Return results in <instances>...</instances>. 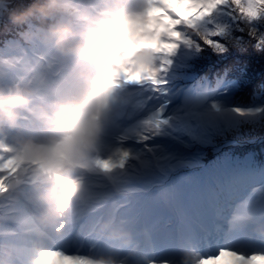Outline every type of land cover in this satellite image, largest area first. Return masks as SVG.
I'll use <instances>...</instances> for the list:
<instances>
[{
	"label": "rangeland",
	"instance_id": "obj_1",
	"mask_svg": "<svg viewBox=\"0 0 264 264\" xmlns=\"http://www.w3.org/2000/svg\"><path fill=\"white\" fill-rule=\"evenodd\" d=\"M139 4L140 0H101L97 7L88 8L97 11V13H95L96 17L94 18L93 25L100 27L104 25H116L121 22L132 24L129 14L137 8ZM68 6L69 4H65L63 9L67 10ZM173 6L175 5L173 4ZM84 8L87 7L76 8L73 14L75 19L79 21L77 33L84 31L85 25L81 16V10H84ZM177 10L181 16L186 15L183 9ZM71 21L72 19H70V22ZM133 35L135 43L137 45H142L140 34L135 25L133 28ZM44 43H46L45 48L47 49L50 44L45 40ZM31 52L35 56L42 53L37 48H32ZM49 53L57 56L52 51ZM34 63H36V61H34ZM127 64H138L142 66L136 54H125L122 52L121 58L114 60L110 68L94 67L87 78L77 75L72 67L71 61H69L68 67L64 69L65 76L59 77L60 75H56L58 80L62 82L60 87L65 96V98L57 101H80L96 92H103L108 96L106 105L102 109V128L96 138L94 147L87 154L82 164L68 172H63L53 178L48 170L41 169L34 160L24 156L18 148L19 143L24 141V125L29 126V121L31 122L33 131L37 134V127L40 124L39 119H41V123L42 121H46L48 124H52V127H55L51 115L53 104H49L50 98L53 96L51 92H49L50 96L44 99V103L49 107L47 113H44V117L41 115L43 112H37L35 110L30 111L28 114L29 121L21 118L18 120V124L11 126L15 131L5 129L4 127L7 126V124H0V162L5 160L11 161L8 167L0 170V177H3V180L0 181V185H2L4 179L7 180L5 181L7 183L0 189V248L2 247V249H0V264H36L42 250L46 247L59 246V239H65V237H61L64 236L65 233H57L54 231L58 225L67 224L69 229H76L78 227L80 230V227L83 228L82 222L87 221L88 216L90 215V217H92V212L97 210L99 214H97L95 218H91L95 220L92 221V223L96 225V223L100 222L102 226L100 228H95L93 236L95 241L90 246L91 250L84 249L83 253H80L84 256H86L87 253H95L93 250L96 251L101 248L108 249L107 243L109 235L114 231L117 232V229H114V231H112L113 229L110 230V228L107 229L106 227L109 226L106 225L107 223L114 225V228H120L121 232H126L127 229H125V227L122 228L120 221L126 220L127 222L130 216L134 218L136 215H139L140 220L135 224L140 226L142 219V224L145 225L144 227L148 230L152 229L154 227L152 224L153 221H157L161 214L159 215L160 211L158 208H150L153 201H149L150 190H147L142 185L144 182H154L157 193L168 194L167 199L170 207H165V202H160V205L163 208L170 209L172 212L174 217L170 216L171 218L168 219L169 223L176 221V215L185 219L196 217L189 204V199L194 193H190V188H186L185 192L181 191L184 184L187 182V180H185V178L188 177L186 173L179 174L174 179V176L171 175L176 173V167L172 166L167 175L165 173V175L161 177L158 176V178L155 179L154 172L156 169L161 168V164H159L161 160L157 159L155 153L139 156L132 153L127 159L121 162L120 152L122 150L128 151L129 146L132 144L130 139L125 140L123 144H121V133L126 132L129 137L135 135V122L129 115L132 111L131 105L133 100L130 93L127 91V86L123 83H121L119 87L111 89L110 92L108 90L111 88V82L118 78L121 69ZM25 75L17 73L15 77L7 83V86L26 82L29 78L26 80ZM125 75H127V73H125ZM202 83L205 84V82L196 81L181 85L182 88L192 89L191 92L185 93L187 97V106L189 108L191 107L192 110H196L193 107L200 104V85ZM39 86L49 91L50 87L54 86V82L49 78H43L42 82L38 80L31 82L30 87L34 91L33 98L37 96V89ZM185 96H182L180 99L181 105L184 104ZM32 107L38 109V106L33 105ZM57 132L59 133L58 135L61 136L62 132L59 128ZM34 142L38 144L51 143L42 140ZM186 162L191 161L187 160ZM169 175L171 177H168ZM46 179H48V183L43 184L42 181ZM166 181L168 184L167 187L163 185ZM198 187L199 184L196 183L194 191ZM143 189H145L147 193L140 196L139 192L143 191ZM55 191L58 193L57 195H55ZM244 193L245 194L235 195L232 188L227 187L226 198L223 200L218 198L217 202L224 203V208L227 207V202L231 204L227 209L221 211L226 218L219 221L222 223V221L226 220L223 224L228 225L231 229H235L230 230V232L225 235L226 237L238 232L243 237H248L250 239V244H254L257 242L256 237L258 235L264 236V222L261 216L262 211L261 209H259V212L257 210L259 202L258 197L253 194L249 195L247 192ZM62 199L64 201L63 211L59 208ZM136 203L138 205L137 209L135 208ZM75 204L78 205L75 208H71ZM81 205H85V207L76 212L75 209L79 208ZM48 209L52 213L49 212ZM230 210L232 214H227ZM53 213H56L58 219L55 218ZM36 215L41 217V219H38L39 221L45 219L50 225V228L45 227L50 232L46 230L45 233L51 236L52 239L54 238L55 242L48 243L41 237L37 240H33L35 242L31 241L28 247L25 246V250L20 249L22 247H18L19 241L21 240L20 238L28 237L27 229L38 226L42 227L39 221L34 217ZM167 216L168 215L163 216L162 219ZM54 218L55 223L53 222ZM162 225H165V223L163 222L159 226L160 231L158 236L161 237L164 242L167 239L166 245L167 243L169 245L171 240L175 237L180 238L182 245L185 244L187 240L180 235V232H175V230L171 232L166 230V227ZM38 229L40 231L39 227ZM105 232L106 236L103 235ZM88 233L89 232H87V234ZM176 233H178V235L173 237ZM78 235L79 232H74L71 239V241L74 240V242L72 243L71 241L65 240L68 245L63 243L60 247L66 252L76 253L73 250H75L82 241L81 237L75 239V236ZM144 238L147 241L145 243L147 250L144 248V252H146L150 261H148V259L147 261H143L145 258H142L141 247H145L142 246L144 240L143 238H138L134 239L132 244L128 247L132 248L134 253L137 254L128 255V252L123 253L125 262L119 260V263L182 264V262L177 259L176 254L169 258L170 262H164L162 260L164 255L160 252H155L158 260L154 262L152 258L153 255H151V251L153 250L150 248V239L146 233ZM190 239L194 240V238ZM260 239L258 241L261 243L262 240ZM140 240L143 241L140 242ZM101 243H103V245ZM117 243V241L114 243L115 247L119 245ZM78 248L81 250V245ZM123 249H125L124 241L121 242L119 248H115L113 251H120L122 253ZM7 258H9V261ZM229 259L231 258H222L218 264H225ZM201 261L202 257H199L194 258L193 261L190 262L186 260V264H191L192 262V264H201ZM92 262L93 264H97V261Z\"/></svg>",
	"mask_w": 264,
	"mask_h": 264
},
{
	"label": "snow or ice",
	"instance_id": "obj_2",
	"mask_svg": "<svg viewBox=\"0 0 264 264\" xmlns=\"http://www.w3.org/2000/svg\"><path fill=\"white\" fill-rule=\"evenodd\" d=\"M177 9H183L186 15L181 16ZM129 18L144 45L139 51L149 53L150 59L146 66L125 65L108 90L123 83L133 100L129 115L135 122V135L121 133V144L132 141L128 151L120 152L121 162L132 153L139 156L164 150L183 158L185 149L206 144L221 124L237 129L242 124L264 126V104H230L240 81L228 78L231 69L227 66L216 75L214 87L200 85L196 110L187 106L185 96L192 89L177 83L195 80L198 69L212 57L223 59L233 52L245 53L249 45L264 55V0H140ZM10 163L0 162V170ZM260 183L264 200V175ZM59 208L64 210L63 199ZM186 227L181 221L175 232ZM54 231L65 233L69 242L74 235V229L67 224L58 225ZM238 243L243 246L246 242ZM252 248L248 253L221 246L215 255L203 256L201 264H218L222 258H231L225 264H264V244ZM36 264L93 262L78 252H66L56 246L42 250Z\"/></svg>",
	"mask_w": 264,
	"mask_h": 264
},
{
	"label": "trees",
	"instance_id": "obj_3",
	"mask_svg": "<svg viewBox=\"0 0 264 264\" xmlns=\"http://www.w3.org/2000/svg\"><path fill=\"white\" fill-rule=\"evenodd\" d=\"M100 1L59 0L57 10L52 15L45 17L41 16L37 8L45 4L46 0H0V87H6L7 83L17 73L25 75L27 70L25 76L26 80L29 79L20 83L22 86L30 87L31 82L35 80L42 82L43 78H49L54 82V86L50 87L49 91L44 90L42 86L38 87L37 96L32 98L27 107L19 110V116L14 126L18 124V120L21 118L29 121L28 114L30 111L47 113L49 107L44 103V99L50 96L49 92L53 94L49 104L65 98L60 87L62 82L58 80L56 75L65 76L64 69L68 66L69 60L50 54L51 51L54 53L51 45L47 49L45 48L44 34L46 30L57 22H69L78 32L79 21L75 19L73 14L79 7H87L81 10L82 21L85 25L84 30L88 29L89 26L97 27L93 25L97 11L88 7H97ZM65 4H69L67 10L63 9ZM70 19L74 21L70 22ZM32 48H37L42 53L35 56L31 52ZM225 66L231 69L228 78L240 81V86L234 91L230 101L231 105L264 104V55L257 53L250 45L245 53L233 52L223 59L212 57L198 69L195 80L178 81L177 83L181 87V85L197 81L205 82V84L214 87L216 75L222 73ZM33 105L38 106V109L32 107ZM198 107L199 105H196L193 108L197 109ZM29 124L31 125L30 121ZM4 128L15 131L8 125ZM154 153L157 159L161 160L159 163L161 168L154 172L155 179L165 175V173L167 175L170 167L175 166L176 173L171 175L174 176V179L182 173H186L190 178H185L187 182L181 191L185 192L186 188L194 189V182L197 179V181L203 180L206 187L211 189L212 200H216L220 196L222 199L225 198L227 195L226 187L228 186L233 187L235 195L245 194L244 192L249 195L253 194L259 199L257 210L259 212L261 209V216L264 220V200L261 198L260 191L262 187L260 180L261 176L264 175V126L242 124L237 129L229 128L227 124H221L220 130L214 133L206 144L185 149L183 158L173 156L167 150ZM187 160L191 162H186ZM5 181L7 180L4 179L0 189L7 183ZM142 185L150 190L149 201H153L150 208L163 209L160 202H165L166 207H170L167 199L168 194L157 193L154 182H144ZM163 185L167 187V181ZM218 190L222 191L221 195ZM146 193L143 189L139 195ZM189 204L190 208L202 212V206L199 207L194 197H191ZM222 207L223 203L219 206L216 205L214 207L216 214L213 216L216 217ZM135 208H138L137 203ZM209 209V207L206 208V210ZM207 214L206 211L204 220ZM125 224L130 225L128 221Z\"/></svg>",
	"mask_w": 264,
	"mask_h": 264
},
{
	"label": "clouds",
	"instance_id": "obj_4",
	"mask_svg": "<svg viewBox=\"0 0 264 264\" xmlns=\"http://www.w3.org/2000/svg\"><path fill=\"white\" fill-rule=\"evenodd\" d=\"M58 4L59 0H46L37 11L41 16L52 15ZM133 28L134 25L121 22L89 27L77 33L71 23L57 22L46 30L44 39L58 57L71 61L77 75L87 78L94 67L110 68L122 52L136 54L142 66L148 64L150 55L139 51L144 45L135 43ZM33 96V89L27 85L0 87V124L14 125L19 110L27 107ZM107 99V94L96 92L80 101H54L51 115L53 125L62 132L59 140L49 144L24 140L18 145L19 151L41 169L48 170L53 178L82 164L101 131L102 109ZM97 264H114V261L101 258Z\"/></svg>",
	"mask_w": 264,
	"mask_h": 264
},
{
	"label": "bare ground",
	"instance_id": "obj_5",
	"mask_svg": "<svg viewBox=\"0 0 264 264\" xmlns=\"http://www.w3.org/2000/svg\"><path fill=\"white\" fill-rule=\"evenodd\" d=\"M41 115L44 117V113H41ZM39 121H40L39 122L40 124L37 127L38 134L35 133L30 126L24 125V139L25 140L30 139L32 141L35 140L36 142L39 140H45L46 142H52L53 140H58V138L60 137L58 135L59 133L57 132L58 127H52L51 126L52 124H48L46 121H42V123H41V119H39ZM192 197H195V195L193 194ZM38 227L41 228L40 226H38ZM38 227H36V228L38 229ZM75 230H79V228L77 227ZM80 230H81V228H80ZM27 231H28L27 232L28 237H21L20 238L21 240L19 241V245H18V247L22 246L20 249H23V250H25V246L28 247L31 244V241L41 238L39 235H42L35 228L27 229ZM65 240L66 239H64L62 242H59V246H61L63 243L68 245ZM33 242H35V241H33ZM126 245H128V244H126ZM119 254L120 253L118 252V255Z\"/></svg>",
	"mask_w": 264,
	"mask_h": 264
}]
</instances>
